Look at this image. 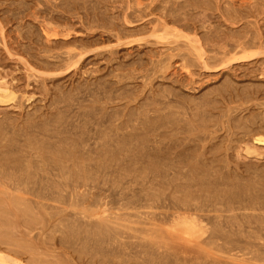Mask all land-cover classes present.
Listing matches in <instances>:
<instances>
[{"label":"bare ground","instance_id":"1","mask_svg":"<svg viewBox=\"0 0 264 264\" xmlns=\"http://www.w3.org/2000/svg\"><path fill=\"white\" fill-rule=\"evenodd\" d=\"M0 1L2 2V0ZM5 1L7 2L8 0H5ZM12 1H15V0H12ZM145 1L143 0H18V5H21V8L19 9V11L17 9L18 12L15 11V8L14 9L10 8L9 10H5L3 8V11L5 10L6 12L12 11L10 12L11 14L7 16V19L5 18L6 23L5 22L1 23L0 21V34H1L0 36L2 37L1 40L3 42V47H5L9 56L11 57L14 56L12 57V59L13 58L16 59L15 58L16 55H19L20 58L23 60V62L26 64V66L27 64H29L31 69H34L36 71L38 70L37 72L42 73L39 75L41 79L39 78L38 81L41 80L44 87L42 89L38 85L34 87V89L35 88L40 89L42 91L41 93H44L45 95H47V98L49 97L48 96L49 94L50 95L52 93L54 94L51 95L52 99L50 100V102L47 101L48 107H47V104L44 105L46 106L45 109H43L44 108L43 105H42L43 106L42 108L39 107V105L38 106L33 105L34 106V109L32 111L33 113L31 112L30 114L28 113V111H27L28 114L25 113V115L27 114L28 116L26 115L27 120L25 122L24 121L22 122L23 124L22 126L21 124L19 126L18 125L19 123L14 124L15 120H10L9 114H8L9 116L8 119H7V116L5 115L0 116V179L1 178L10 179V181L6 179L7 180L6 183H2V182L0 183L2 185L7 184V186L12 188L9 190H13L11 192L12 196L10 198L12 205H14L13 207L15 208L18 207V211H21L22 209L23 213H28L31 207L30 205L36 202L35 201L36 198H38L39 196H42L43 192L41 191L43 189L48 190V187H49V185L48 186L45 185L46 183H44V185L40 183L41 178H39L38 180L35 177L37 174L38 176L40 175L38 173L39 168L40 169L45 168V170L47 171L54 168L53 169L54 172L55 171L57 172L56 168H59V169L60 168L62 169L64 168L65 169L66 168L68 169L69 168H117L114 166V162L117 164L119 163V161L117 160L118 153L119 154L122 152L130 153V151H133V149L137 148V147H134L135 145H131L130 143V140L135 136L136 137L135 144L139 145L138 147L141 149L145 147V149H143L144 154L142 152H139V153H141V155L143 156L141 157L142 160L140 158V162L147 163V164L144 163L145 165H147L145 166L146 168H152V169L154 168L152 171H155L156 168H157V171H158V168L159 170L161 168L162 170H164L165 168H168V170L169 168H171L172 170L173 168H176V172H179L177 168H182L184 169L183 171H186L183 174V176H179L178 178L180 180L182 179L183 183L182 182L178 183L176 181V178L169 181L171 177L175 176V175H172V173L175 170L171 173V176L169 175L170 171L169 172L167 171L168 173H165V174L170 176L168 178V181H169L168 184L170 185L169 186L164 185L165 186L164 191H163V188L161 187L162 191L160 194H153L155 192H151L152 196L148 199L145 198V200L143 199L145 196V193H144L143 198L140 195H138V197L140 199L142 198L145 202L146 200H149V201L152 200L151 202L152 207L156 203L157 205L154 207H157V206L163 207L166 210L165 211L164 209H162V211H159L158 209H161V208H158V209L156 208L157 211L159 212L154 213V215H152L151 214L152 207H151V210L149 213L152 215V217L159 216L158 217L159 219H156V220H153L151 217L153 222L151 221L149 223H152L151 224L152 226L147 225L145 228L143 226L142 227L139 226L140 225L139 223L138 227L136 226V228L135 227L131 228L130 226L131 225L133 226V224H130L129 227L132 229L133 232L134 231H139V232L141 231L142 233L144 232L146 233L147 231L150 232L148 230V228L150 227L152 231L149 233L150 237H148V239L144 238L145 240H149L150 238V240L147 242L145 241L140 242V241H137V239H133V241H137V243L140 242L139 244H137V245H140V248L136 247L137 246L136 245L134 246L135 248L132 246L135 250H129L130 248L129 243L132 244V242L127 243L126 240L122 239L123 240L122 241L121 239H119V237L120 238H122L123 236L125 237L126 233H128V235H131V236L132 234L131 233L129 234V232H126V233L124 231L122 232V229L120 230V228L119 230H117L116 228L119 227L118 225L116 228H114L112 224L113 226L112 227L109 224V221L111 222V219H110L111 217L110 218L104 217V215H102V217L101 216L98 217L96 215L98 210L97 211L92 210L93 209L92 206L94 205L96 207L101 202V198L99 197V193H100L99 191L101 190L103 191V188L101 187V185L100 187L102 189H100L99 186L98 187L100 190L96 189V191L99 193H96L94 191L95 194H92V196H90V195H87V192H86L85 195H87V197L85 198V200H83L84 198L81 200L79 199V202L75 203V204H80L82 202L83 204H81L82 205L81 207L88 208L86 211L85 210L82 211V214L84 213V215H86L85 217H83V219H85L84 222L87 223V226L85 224V227L83 229L81 228L82 226H84L83 225L84 222L83 223L80 222L82 221V219H79V218L76 219L74 216H72L73 221H71L72 217L71 219H69L70 221H68V219L66 218L68 223H66L65 221V224L67 225L66 227H64L65 224H63V227H64V231H65V228H67L66 231L68 232V235H65V233H67L65 232L64 233L65 238L66 236L67 238L69 237L70 239L73 237L78 238L77 241L79 240L80 243L82 244L81 245L82 248L86 250L85 251L83 249L85 251L83 253L87 252L92 255L93 258H91V255L89 254L90 255L89 260L91 259L94 260V257H98L97 254H100V255L103 254L104 256L106 254V251L111 250V253L110 251L108 252L109 254H108L107 260L108 261L112 260L110 259L109 256H111V258L113 257V260L119 257H122L121 260L117 259V261L119 260L118 262L122 264H129L128 262L131 259H132V263L130 264H136L137 262H139V259H137V262L134 263L133 261L135 260V258L133 257L134 256L137 257L138 254H142V253H144L145 255L144 256L145 260L147 257H148L147 258L148 261L150 260V262L147 261L149 264H215L212 260L213 258L210 259L208 257L212 255L211 252L213 250L211 249V247L214 248L215 247L214 245L215 244L217 245V243L212 245L211 243L212 239L211 241L209 239V242L206 241V239L214 238L215 240L214 239L213 240L216 241V238L217 239L221 238V240L223 239L222 240L223 243H228V244L231 243V246L233 247L235 246L237 248L238 247L242 248L243 247V245L241 246L242 243L248 244V245H257V243H255L256 239H254L255 241H252L253 239L250 240L248 238L250 237L258 238L259 236H262L261 234H264V151H263L264 150V84L256 83L252 85L238 87L239 89H237L231 85L232 82H234V80H231V78H226L228 77L226 76L225 77L226 81L224 82V84L222 83L223 85L222 87L218 86L214 90L208 89L210 90V92L206 94L207 97H204L198 101L199 98L196 99V96H195L196 94L193 96V93H192L193 91H191V95H188L184 90L183 92H185L187 94L186 95L185 93L183 94V92L180 91L182 90V88L180 90L176 89L177 87H175V85H177L178 87L186 86V88H189L191 90H197V91L200 90V87H201V85L199 84L197 85L198 81L196 78L193 77L195 71H189L188 69H186L185 71L184 69L185 71L184 72L182 71V68L181 70H178V68L180 69V66L177 65L178 68H176L175 66V68H173L174 71L172 70L174 73L176 72L175 74H177V78H174L175 77L174 75L172 79L171 83L173 84L171 85L170 83L168 87L164 86L165 89L164 88L162 89L161 85L157 87L159 89L161 87L160 91L162 90L163 92L161 91L160 94H163V96L165 95L167 99L164 98L166 100H163L161 97H158L159 99L158 98L156 99V96L154 98L155 100L151 99V103L154 102L153 104H156V102H158V104H160V107H155L151 109V111L153 110V115L155 114L153 116V120L151 118H150L151 120L149 119L151 115L149 117L143 116L142 115L143 112L139 110L141 111L143 120L141 123L138 122L139 123L138 125H141L139 129L142 132L140 133L138 131V133L135 132V135H130L131 134L129 132L130 128L129 129L127 128L131 123L134 124V121H132L133 119H130V117L132 118V116H129V114L132 115V113H129L128 116H127V113L124 114V112L120 114L123 111V109H121L122 111L118 113V111H116L115 109L116 106L113 107L111 106V103H110L111 100H114V98L115 99L117 98L116 90L118 89V92L119 90L120 92L121 91L123 92V90H121V87L123 85L128 86V84L126 85L123 84L121 87L119 85V88H120L119 89L118 86L114 85L116 84V82L114 81H116L117 79L112 80L111 78L106 77L107 79L102 78L103 79L102 80L100 78L102 74H100L101 76H99L101 80L97 79L96 76L94 79H92L94 76L89 77L88 74H87L88 76H84L87 72L86 69H84V67L86 65L88 67V62L89 64L90 62H92L93 64L95 63L93 61H96L97 63L101 59H105L107 60L108 63L113 64V60L119 57L118 55L119 53H121V51L123 52V50L124 51L127 50V52H129V50H131L132 53L130 52L131 54L130 56H132L133 61L135 62L139 61L141 62L140 64H144V62L147 63V61H144V62L142 61L145 59L144 56H146V58L149 57L148 59L154 56H157V57L159 56L158 57L159 62H162L161 65L165 67L166 69L170 67L169 70H171L172 69L171 66L173 62L172 60L176 56H181L182 58H184L186 62L184 63L183 67L189 68L187 67V64L189 66L192 64H195L192 59L193 50H194L196 51L197 53L196 56L201 61L203 68L210 69V68H213L214 66L222 65L223 67L221 68H228L230 70L234 67L236 63H248L249 64V63H257L259 61H264V38L262 37V35L261 36L257 35L256 29H254V31L256 30L255 31L256 34L253 32H252L253 35H251L252 33L248 34L249 31L246 30L247 29L246 26H245V29L244 27H240V28L238 27L239 28L238 29L237 27L229 28L227 26V28H229L227 31V29L223 30L221 28L222 26L221 27L217 26L216 23L214 22L215 28L212 27L213 22L211 23L209 18L212 19V16L214 13L211 12L210 14H208L209 13L208 10L209 8H211V6L209 8L206 7L205 9L201 8L203 10H206L207 13L202 12L200 15H197L198 13L196 12V10L199 9L197 7H199L200 5L203 6L202 4H204L206 6H209L211 4V3L209 4L207 0L201 3H199L200 0L199 1L198 0H148L149 1L148 3H144ZM225 1H229V0H225ZM9 2L13 3L11 2V0H9ZM247 3L248 5H250V8H251V5L254 4V2H252L251 0H240L239 5L237 6L240 8V6L242 7L244 4L246 6ZM14 4H17L16 1ZM14 4L13 6H15ZM236 4L238 3H234V0H233L231 1L232 9L229 8L230 11H228L229 6H227V8L224 6L227 9L228 13L227 12L225 13V9L222 8V10L224 11L219 10L221 12L215 13V14H220L219 17H221V15L222 16L225 15L226 21H229L232 24L234 23L236 24L237 22L241 21L246 16L252 15L250 14L252 11L250 12L245 11L244 10L245 8L242 10L237 9V7H235ZM32 5H35V6H32ZM228 5H230L229 2H228ZM13 6L11 5V7ZM253 6L255 7V5ZM253 6L252 8H254ZM213 8L214 7H212V10ZM250 8L248 10L252 9ZM199 11L201 12L202 10H199ZM254 13H256V11ZM153 14L157 15L156 16L157 19L154 16L150 18H155V20L150 19V18L146 19V17H149V15L151 16ZM4 15H7V13ZM210 15L212 16L210 17ZM18 17H21V18H19L17 23H19L20 21H23L25 23L24 19L25 18L27 19V17H30V18L26 20L28 23L26 22L25 24L24 23L22 24L23 26H16V31H15V28H13L14 31L13 29H5L7 28L6 25L13 23V21H16ZM29 20H31V22H29ZM244 20L245 19H243V21ZM248 21L250 20H247L244 22H248ZM243 25H245V23ZM210 27L214 28L215 30L214 29L210 30ZM218 28H221L222 30H217ZM203 29L205 31H202ZM199 31L202 32V35L198 34ZM13 32L17 34L13 36L12 35ZM149 38H152V39L155 38L159 42H162V40L163 41L170 40L171 38L172 39L173 38H178V39L185 38L188 40V44L191 46L189 47L190 51L186 49L185 47H184L185 49L184 48L182 49L180 46L169 47L167 49L162 48L163 51L168 50L165 56H164L165 53H163L161 48H160L161 52L158 50L159 48L155 50L153 48H149V50L144 51L145 47H148L149 44L154 43ZM230 40L232 42H230ZM112 41H115V43L111 44ZM170 42H167V43H170ZM9 43L11 44L10 45L11 47L9 46ZM153 45L155 46V44ZM140 46H143V47H140ZM250 49H254V51L249 52L248 50ZM185 50H188V51L186 52ZM142 51L143 53H141ZM156 51L160 52L159 55H157L158 53ZM240 51H242L243 55L236 56L235 55L236 52H240ZM209 52H213V54L209 55L210 54ZM123 53L125 57L126 56L125 52ZM218 54L220 56H218ZM2 57L0 56V59ZM120 59H123V58H120ZM22 60H20V62ZM107 62L105 63V65L107 64ZM128 62L130 63V60ZM135 62H132V63H135ZM99 63L101 62L97 63L98 64L97 67L100 65ZM132 63L130 64L132 65ZM118 64L123 65L124 62L119 61ZM94 65L90 67H93V69L96 68ZM137 65H136V68L139 67V65L138 66ZM115 66L116 68H118L117 64H115ZM155 67L156 65L153 67V69ZM194 67H198V66L195 65ZM101 68L102 67L100 66V69ZM120 68L121 66L119 67V69ZM143 68L144 67H142L141 70ZM151 68L149 70H151ZM123 69L124 68L122 67V70ZM2 70H3V73L1 72ZM2 70L0 71V105H7L11 107V109L13 107L16 110L17 109L16 107L22 106L21 103L24 102V101L21 102L22 99H25L26 100L25 102H27V101H31V99L34 98V94H27V89L31 88L30 87L31 84L29 82L22 84V82L20 81L21 77L24 76L23 73H22L23 76H19L17 74V76H19L20 78L17 77L16 75H12V78H9L10 79L9 80L7 79L8 77L4 75L5 74L4 71L5 72L7 71L4 69ZM45 70L48 71L46 75H44L45 73L43 74ZM147 70H148V67H147ZM96 71H99V69L98 70L96 69L95 71L92 70L91 72H96ZM108 71H110L109 74L113 73V70L111 68L108 69ZM143 71H145V69H143ZM172 71L170 73H172ZM140 73H143V72H140ZM30 74L31 73H29L28 77L33 75V74L30 75ZM57 74H59V76L55 77L54 75H57ZM94 74L96 73H93V75ZM77 75H79L82 79L80 77L78 78ZM105 75H103V77H105ZM75 76L78 78V81L74 80ZM113 76H116V75H113ZM124 76L125 75H123L122 78ZM250 76L255 77L256 76L255 71L253 72V75H250ZM258 76L259 78H264V65H262L259 68ZM62 79H65V81H68L69 83L66 84L67 83L66 82L64 84V81L62 83L61 81ZM48 80L52 82V85H50ZM29 81L32 82L31 80ZM35 81H37V79L34 80V82ZM38 81L36 83H38ZM74 81H76V83ZM118 81H119V78H118ZM140 81L143 82L141 78H140ZM146 81L148 82L147 79ZM34 82H33V85H34ZM122 82H126V81H122ZM47 83L50 85V87L49 85L47 86ZM195 84L197 86H195ZM51 86L53 87L55 86V88L53 89V87ZM56 86H59V88L58 87L56 88ZM124 86L122 87V89L125 88ZM131 90L134 91V89H131ZM19 91L21 92V97H19V94H20ZM201 92H202V89H201ZM124 93H123V96H124ZM130 93L133 94L132 92ZM150 93H152L151 90H150ZM158 94L159 93L157 92V95ZM146 96H147V93H146ZM148 97L149 96H147V98ZM197 97L199 96L197 95ZM40 98L42 97L40 96ZM49 99L50 98H48L47 100ZM36 100H34L35 103H36ZM190 101L195 102L193 106H187L188 103H191ZM111 102L113 103V101ZM117 102L118 101H116V103ZM148 102L150 104V101ZM236 102H239V103L235 105L232 104ZM25 104H23V107H25L24 106ZM158 104L156 106H158ZM109 105L111 106V110L109 108ZM135 105L133 107H135ZM137 106L140 107V108L138 107L139 109H141L142 107L138 104ZM225 106H227V110L225 111V113H223ZM13 111L10 110V112H13ZM132 111H135V110H132ZM218 111H219V115H218ZM17 112L21 114L19 109ZM144 113L148 115L147 112H144ZM16 116H18V114ZM225 116H226V119L222 121L223 122L222 125L218 126L217 124L220 122V117L225 118ZM13 117L15 118V116ZM128 120H131L132 122L130 121L131 123L128 124L129 122ZM213 122L215 124H212ZM138 125L137 126L133 125L131 127H135L134 129H138ZM211 129L212 130L214 129L213 132L217 134L209 138V140L206 142L207 140L206 138H208L207 136H209V135L206 136V133L209 132ZM120 130L121 132L122 131L123 132L118 134V131L120 132ZM219 130H221L222 132L218 133ZM145 131L146 133H144ZM153 133H154V136L151 135ZM151 136L153 138H151ZM132 141L134 142L135 139H132ZM137 150L140 151V149H137ZM127 153H124V154L128 156ZM138 155H136L135 157L136 159L137 157L141 156V155L139 156ZM119 156L121 157V155ZM123 159L126 160V164H130L129 162L130 160L127 161V158H124V157ZM134 160L135 159H133V161L131 162H134ZM256 160H260V162ZM136 162L135 164H138ZM141 163H139V165ZM135 164H132L133 167L135 166ZM129 167L133 168L131 165H128V168ZM141 167H144V165ZM145 167L142 169H144L146 173V170H149V169H145ZM22 168H26V169L33 168V170L30 169L33 172L31 171L29 173L28 171L27 173V170L26 169L23 170ZM65 169H64V172H65L64 174H66ZM71 170L69 171L71 172ZM36 171H37V174H36ZM21 172H25V173H21ZM43 173L44 172H42V174ZM49 173L52 174L51 172H48V174ZM180 173L181 172H179V174ZM78 174L82 175V172L81 173L77 172L76 175ZM85 174L89 175L88 171L87 173H84V176H86ZM179 174L176 173V176ZM44 176L45 175L43 176L41 175L39 177L46 178V176L45 177ZM92 176L94 178H92ZM95 176H96V173H94V175L92 173V175L90 176L91 180L92 179L94 180L93 183L96 182ZM149 177L150 175L148 176L147 181H149ZM153 177H154V174L152 178ZM59 178L60 177H58V179L56 178L55 180H59ZM162 178H165V177H162ZM81 179L82 178H80V180ZM96 179H97V176H96ZM139 179H137V183ZM45 180L47 181V179ZM84 180L88 181V179L86 178ZM8 181H9V184H8ZM59 181L62 182V180H59ZM75 181H74V184H75ZM99 181L97 183H99ZM140 181H142V178L140 179ZM76 182L77 183L79 182L81 185H78L76 183V185L73 186V189L71 188L72 182L69 181V183H66V184L69 185V187L71 186L70 187L71 190L77 191V188L79 186H82L83 182L81 181H76ZM163 182L164 180L162 181V184L166 183L167 181H165L164 183ZM48 183H49V179H48L47 184ZM141 183H140L141 187H139L140 189H142L143 186H146L144 185L146 182L143 183L142 181ZM63 184L64 182L62 184L60 183L59 186L56 185V188L60 187L63 191V186H62ZM156 184H158V182ZM90 185L92 184H90V182L88 181L86 185L88 189ZM86 186L84 187L85 190H87ZM128 186L129 185L125 187H128ZM64 187H65V184H64ZM93 187L95 188L96 185L95 186L93 185ZM149 187L148 189H150ZM166 187L168 188L170 187V192L173 191L172 194L166 193L167 191ZM52 188L54 187L52 186ZM106 188H108V186L105 187V189ZM155 188H157V186H155ZM123 189H126V188H123ZM123 189L121 188V191ZM143 189H147V188L144 187ZM143 189H142V192L145 191ZM64 190L68 192L69 188L64 189ZM112 190L113 189H111V191L110 190L108 191L112 192ZM126 190H123V191H126ZM74 191L73 192L71 191V193L74 194ZM82 191L83 190L81 189V192ZM106 191L104 190V192ZM135 191L136 193L138 192L137 190ZM79 192L77 193L75 192L76 196L79 195ZM139 192L138 194H140ZM158 192H160V190ZM175 192L177 193L180 192V195L178 196L173 195L175 194ZM0 193L1 195H3V193L5 195L6 192L5 191L2 192V190L0 189ZM24 193L30 194V196L32 195L33 197H36L35 200H33L32 197L31 198L28 197L27 195H26L27 197L24 196L25 195ZM47 193L48 192H45L44 195L47 196L48 195ZM59 193H62V192H59ZM59 193H57L56 195H58ZM114 193L119 194L118 191L117 192L114 191ZM73 194H72V197L74 196ZM83 194H84V191H83ZM133 194H131L132 196L131 198L129 196L130 199L134 197L135 194L134 195ZM1 195H0V220L1 219L3 220L4 217L6 216L5 211L8 210L9 208L6 209L7 206L5 205V203H3L6 201V199L4 198V196L2 197ZM104 195L105 194L103 193V197ZM125 195H127V193ZM79 196H83V195H79ZM114 196L115 195H113V197ZM62 197L60 198V200L62 199ZM69 197H70V194H69ZM69 197L67 195V198H66L67 200L65 198H63L62 200L65 199V201L66 202L68 201L67 203H69V200H68ZM110 197H108V199ZM51 198L50 200H52ZM121 199L124 200L126 198L121 197ZM122 200H120L121 204H122L121 202ZM127 200L128 199H126V201H123V202H127ZM110 201L114 202L113 199H111ZM129 201L130 200H128L127 206H129V203H130ZM136 201H137V197H136ZM136 201L134 200V202ZM39 202H41V200L38 201V206H39ZM63 202H60L61 205L63 204ZM145 202H144V205H145ZM158 203H161V204H158ZM3 204L4 206H6L5 207L6 210L3 209V206H2ZM123 204L125 205L127 203H123ZM18 205H20V207ZM41 205L44 206V203H41ZM71 205H74V203L72 202ZM115 205L114 206L112 205V207L115 208L116 207ZM137 205H136V208L138 209ZM148 205L151 206L150 203H148ZM21 206H25V207L21 208ZM47 206L48 205H46V207ZM108 206H107V211L109 210L110 212V209L108 208ZM145 206L147 207V204ZM32 207H34V205H32ZM52 207L54 206L52 205ZM77 207L79 209V206ZM119 207L120 206H117V209H119ZM61 208L62 210H64L66 207L61 206ZM136 208H135L136 212L141 211L139 209L137 210ZM59 209L56 208V210H59ZM120 209L122 210V208ZM127 209L128 208H126V212L124 213H127ZM156 209H154V211ZM62 210H59L58 214ZM81 210H79L78 212L81 213ZM131 210H133V208ZM147 210L148 208H145L143 211L148 212ZM31 211L29 212L32 213L33 211L32 212ZM7 212H8L7 215L11 214L10 211H7ZM128 212H129V209H128ZM1 213H4V216H2ZM30 213L27 214L28 217H32V214ZM71 213H73V211ZM71 213L69 217L71 216ZM21 214L22 212L19 213V216L20 218H22V221L26 219L24 222L28 223L29 222L28 220H30L31 218L27 220L24 214L22 215ZM134 214L136 215L135 212ZM35 215H37V213ZM74 215H76V213ZM130 215L131 214H128V216ZM45 216H47V214ZM137 216L139 217L141 215H139L138 213ZM7 217L4 220H6ZM9 217H11V215ZM12 217L14 218V216ZM35 217H32V218H35ZM138 217L136 218V220L139 222L141 221L143 216L142 218H140V220ZM130 218H132V216H130ZM146 218L142 219V222L143 220H146V224H147L149 220L147 221ZM62 219L63 218H60L58 220H62ZM4 220L3 222L0 221V223L3 224V225L1 224L0 226H2L3 228H4V225H5V228L7 226L8 227L10 226L12 228L13 226L14 228L15 221L13 222L10 219L8 221L7 220L4 221ZM168 220H171V222L167 223ZM31 222L32 221L30 220V223ZM35 222L37 223L38 221H35ZM113 222L114 221H112V223ZM59 223H64V222H59ZM59 223H56L55 226L53 227H56V225H60ZM118 223L123 225L122 221ZM27 225L28 224H26V226ZM32 225L33 224H30L29 228H32L33 227ZM125 227H122V228H125ZM5 228L2 229L0 227V264H25L24 262H22V260H19L17 258L10 256L9 252L7 251L13 252L14 255L18 254L17 253L18 251L22 252L23 247H20L21 248L20 249L17 246V245L21 246V243H22V246L26 247L28 249V253H30L32 252L33 245L30 244L32 247L30 246L31 251L29 252L30 249L27 246L29 245L30 242L28 243L26 241L25 242L22 241L19 244L20 242L19 240L12 239L14 237L13 236L14 234L13 233L10 234L8 231L9 229H5ZM56 228H58V226ZM57 230L55 229V231ZM62 232L63 230L60 233ZM136 233H135V236H136ZM71 235L73 237H70ZM16 237L17 236H15L14 238ZM137 237L138 236H136L135 238ZM241 237H245V239L247 237L246 239L247 241L245 242L243 238L241 239ZM258 239H262V238H258ZM12 240L16 241V243L13 244V245L16 244V247L14 248L15 250L10 248L11 246L10 243H9L10 244L9 249L6 248L7 246L5 245L8 242H12ZM63 240L65 241L66 239L63 238ZM73 240L75 239L73 238ZM3 243L5 247L3 246L1 248V244L3 245ZM75 243L80 244L78 242H75ZM223 243L221 244L220 242V246L221 245L223 246ZM60 246H63V245H60ZM69 246H67V249L72 251V249H70ZM71 246L73 247L74 245H71ZM108 247H109V250H107ZM244 247L246 249V246ZM251 247L254 249L253 246ZM133 248H130V249H133ZM136 248L139 249L137 250V252H135ZM3 249L5 250L7 249L6 252L8 253V255L2 252ZM33 249L35 248L33 247ZM74 249H76V246ZM78 249L80 250V247H78ZM225 249L224 250L222 249L223 250L222 253L226 251ZM23 250H25V248ZM219 250L218 252H220ZM25 251L27 253V250ZM250 251H253V250H251L250 248ZM75 252H77V249ZM102 252H105V253H102ZM26 253H22V254L26 255ZM81 253H82V250H81ZM87 253L85 254V256L88 255ZM49 254L52 255V253L50 252ZM77 254L78 252L76 253V257H77ZM215 254L218 255V253H215ZM29 255L31 254H28L27 256ZM230 255H233V254H230ZM27 256L26 258H28ZM31 256L33 257L34 254ZM55 256L56 255H54V257ZM106 256H104L103 258H105ZM32 257L31 259L29 258L28 260V261H31V263L27 262V264L28 263L38 264L37 263L38 261L36 259H35L36 260L35 263H33L34 260L32 259ZM34 257L38 258L39 255L38 257L37 256H34ZM100 257H102V255ZM220 257H221L220 261H222L223 258L222 256ZM231 257L233 256H230L229 259ZM103 258H100V259H103ZM217 258L219 259V257L216 256V260ZM207 259H210V261ZM224 259H226V262H227V257ZM44 261L41 264H45ZM53 261L58 262L59 259L57 258V260H53ZM46 262L48 264H51L52 261L50 263L48 261ZM60 262L62 261L60 260ZM60 262L58 264H60ZM91 262L92 261H90V263ZM112 262L113 261H111V264ZM228 262H231V260H229ZM107 263L109 264L110 262H106L105 264ZM218 263L219 262L217 261L216 264ZM92 264L94 263L92 262ZM101 264H103V262Z\"/></svg>","mask_w":264,"mask_h":264},{"label":"rangeland","instance_id":"2","mask_svg":"<svg viewBox=\"0 0 264 264\" xmlns=\"http://www.w3.org/2000/svg\"><path fill=\"white\" fill-rule=\"evenodd\" d=\"M15 1H16V3L17 4H14L15 3ZM15 1H12L11 0V2H13V3H10L9 2V0L7 1L8 2V4H7V2L4 0H2V2H1V4H0V21H1V23L3 22H5V18L7 19V16L8 15H10L11 13L10 12H12V11H5V10H9L10 8H12V9H14L15 8V11H17V9H18V11H19V9L21 8V5H18V0H15ZM143 1H145V0H143ZM199 1V0H198ZM206 0H200L199 1V3H201V2H205ZM208 2H209V4L211 3V4H213V5H209V6H206V5H204V4H202L203 6H199V7H197V8H199V9H197L196 10V12L198 13L197 15H200L202 12H206L207 13V11L206 10H203V9H205L206 7H210L211 6V8H209V10H208V14H210L211 12L212 13H220L221 11H224V10H222V8H224L225 9V13L227 12L228 13V11H230L229 10V8H231V1H233V0H229V1H225V0H218V1H216V0H207ZM213 1H214V3H213ZM252 2H254V4L253 5H255V7L253 6V5H251V8H252V6L254 7V8H250V5H248V3L246 4V6H245V4L241 7L240 6V8L237 6V5H239V2H240V0L238 1H236V0H234V3H238V4H236V6L235 7H237V9H244L245 11H248V12H250V11H252L250 14H252V15H250V16H246L245 18H243V19H245L244 21H247V20H250V21H248V22H244L243 21V19L241 20V21H239V22H237L236 24L234 23V24H232V23H230L229 21H226V16L224 15V16H222L221 15V17H219L220 16V14H213V16L212 15H210V17L212 16V19L211 18H209L210 19V21H211V23H212V27H214L215 26V23H216V25L217 26H222L221 28L223 29V30H226L227 29V31H228V29L229 28H232V27H234V28H240V27H244V29H245V26L247 27V29L246 30H248L249 32H248V34H251L252 32L253 33H255V31L257 32V35H262V37L264 38V0H251ZM3 2H5V3H3ZM149 1L148 0H146L144 3H148ZM219 4H218V3ZM225 2H227V3H225ZM228 2H229V4L230 5H228ZM3 3V4H2ZM10 3V4H9ZM184 3V2H183ZM215 3H217V4H215ZM223 3V4H222ZM6 4V5H5ZM13 4L15 5V6H13ZM11 5L13 6V7H11ZM17 5V6H16ZM217 5V6H216ZM32 6H35V5H32ZM227 8V6H229L228 7V11H227V9L225 8V7ZM245 6V7H244ZM6 7V8H5ZM8 7V8H7ZM212 7H214L213 8V10H212ZM220 7H221V9H220ZM251 9V10H248L249 8ZM3 8L5 9L4 11H3ZM201 8H203V9H201ZM2 9V10H1ZM215 9V10H214ZM216 9H218V10H216ZM232 9V8H231ZM247 9V10H246ZM22 10V9H21ZM199 10H202L201 12L199 11ZM219 10H221V11H219ZM243 10V11H244ZM254 10V11H253ZM1 11H3V12H1ZM17 11V12H18ZM244 11V12H245ZM256 11V13H254ZM200 12V13H199ZM7 13V15H4V14H6ZM9 13V14H8ZM247 13V12H246ZM21 15V14H20ZM19 15V16H20ZM218 15V16H217ZM256 15V16H255ZM155 17L156 18V14H153V15H149V17H146V19H149L150 17ZM2 17H3V19H2ZM200 17V16H199ZM214 17V18H213ZM219 17V18H218ZM263 17V18H262ZM19 18H21V17H18V19L16 20V21H13V23H10V24H8V25H6L7 26V28H5V29H13V28H15V31H16V26H23L22 24L24 23L23 21H20L19 23H17L18 22V20H19ZM28 18H30V17H27V19L25 18L24 19V21H25V23L27 22L26 20H28ZM155 18H150V19H154L155 20ZM224 18V19H223ZM157 19V18H156ZM21 20V19H20ZM23 20V19H22ZM219 22H217V21ZM221 21V22H220ZM255 23H254V22ZM257 21V22H256ZM22 22V23H21ZM29 22H31V20H29ZM215 22V23H214ZM6 23V22H5ZM24 23V24H25ZM28 23V22H27ZM223 23V24H222ZM245 23V25H243V24ZM214 24V25H213ZM240 24V25H239ZM239 25V26H238ZM243 25V26H242ZM5 26V27H6ZM9 26H10V28H9ZM227 26L229 27V28H227ZM212 27H210V30H213L214 28H212ZM221 28H218L217 30H222ZM238 28V29H239ZM254 29H256L255 31H254ZM260 31H259V30ZM207 30V29H206ZM215 30V29H214ZM13 31H14V29H13ZM202 31H205L204 29L202 30ZM201 31H199V33L198 34H200V35H202V32L200 33ZM207 32V31H206ZM253 33L251 34V35H253ZM15 34H17V33H15V32H13L12 33V35L14 36ZM256 34V33H255ZM254 34V35H255ZM1 35V34H0ZM191 35H192V33H191ZM1 37V36H0ZM2 37L0 38V49H1V51H0V56L2 57V56H4V57H2L0 60H2V61H0V69L2 70V69H4V70H6L7 72H5L4 71V75L5 76H7L8 78L7 79H9V78H12V75H16L17 76V74L19 75V76H23L22 75V73L24 74V76L23 77H21V79H20V81L22 82V84H25L26 82L28 83H30L31 85H30V87L31 88H28L27 89V94H34V98L33 99H31V101H27V102H25L26 100L25 99H22V101L21 102H23V103H21L22 104V106L21 107H16L17 109V111H18V109H19V111L21 112V114L19 113V112H17L16 110H15V108H13L12 107V109H11V107H9V106H7V105H0V116L1 115H5V116H7V119H8V117L10 116V120H15L14 121V124H18L19 126H20V124H21V126L23 125L22 124V122L24 121H26L27 120V114L28 113H30L31 114V112L33 111V109H34V106L35 105H39V107H43L44 105H46L47 104V107H48V102H50V100L52 99V97H51V95H53L54 93H52L51 95L49 94L48 96V98H50L49 100H47L48 98H47V95H45L44 93H41L42 91L40 90V89H34V87H36V86H38L39 85V87H41L42 89H43V87H44V85H43V83H42V81L41 80H39L38 81V79L40 78L41 79V77H39V75L40 74H42V73H40V72H37L36 70H34V69H31V67L29 66V64H27V66H26V64L23 62V60L20 58V56L19 55H16V59H12V57H14V56H9L8 55V52L6 51V49H5V47H3V42H2ZM152 42H154L153 44H155V46L153 45V44H149V45H151V46H149L148 45V47H145V49H144V51L145 50H149V48H153L154 50L155 49H157V48H159L158 50L161 52V50H160V48L162 49H164V48H169V47H174V46H180L182 49L185 47L186 49H188L189 51H190V48L189 47H191L189 44H188V40L187 39H185V38H179L180 39V41H179V39L178 38H171L170 40H165V41H163L162 40V42H159V41H157V39H155V38H149ZM178 39V40H177ZM155 40V41H154ZM175 40H177V41H175ZM172 43H171V42ZM178 41H179V43H178ZM10 42V41H9ZM165 42V43H164ZM167 42H170V43H167ZM230 42H232L231 40H230ZM115 43V41H112V43L111 44H114ZM158 43V44H157ZM161 43V44H160ZM220 43H222V42H220ZM219 43V44H220ZM177 44V45H176ZM180 44V45H179ZM2 45V46H1ZM11 44L9 43V46H10ZM161 45V46H160ZM167 46V47H166ZM218 46V45H217ZM11 47V46H10ZM121 47V46H120ZM140 47H143V46H140ZM184 48V49H185ZM163 49H162V51H163ZM188 50H185L186 52L188 51ZM256 50V49H255ZM134 51V50H133ZM167 51L168 50H164L163 51V53H165L164 54V56L166 55V53H167ZM249 52H252V51H254V49H250V50H248ZM123 52H125V57H124V53ZM123 52L121 51V53H119V57H117L115 60H113V64L112 63H108L107 62V60H105V59H101V60H99L98 62H101V63H99L100 65L97 67V63H96V61H93V62H95V63H93L92 64V62H90V64H92V65H94L96 68H94L93 69V67H90V66H92V65H90L89 64V62H88V67H87V63L85 64L86 66L84 67V69H86V74L84 75V76H88L89 75V77H93L92 79H94L95 78V76L97 77V79H99V80H101L102 78L103 79H107L108 77L109 78H111L112 80H116V81H114V82H116V84H114L115 86H118V88H119V85H120V87L123 85V84H128V86H124L125 88L124 89H122V87H121V90H123V92L121 91L120 92V90H119V92H118V89L116 90L117 91V93H116V95H117V98L115 99L114 98V100H115V102H114V100H111V101H113V103L110 101V103H111V106H113V107H115V109H116V111H118V113H120L122 110L121 109H123V111L120 113V114H122L123 112H124V114H126L127 113V116H128V114L129 113H132V115H130L129 114V116H132V118L130 117V119H133L132 121H134V124L133 123H131L132 121L131 120H128L129 122H128V124H130L131 126H137L139 123H141L142 122V120H143V118H142V115L143 116H147V117H149L150 115V117H149V119L151 118L152 120H153V116L155 115H153V110L151 111V109H153V108H155V107H160V104H158V102H156V104H153L154 102H152L151 103V99H154L155 98V96H156V99L158 98V97H161L163 100H166L167 98L165 97V95L163 96V94H160L161 93V91H160V89H161V87H162V89L164 88L165 89V87L167 86H169L170 85V83L172 82V79H173V77H174V75H175V77L174 78H177V74H175L173 71V68H175V66H176V68H178L177 67V65H179L180 66V69L178 68V70H181V68H182V71H184V69H185V71H186V69H188L189 71H195L194 72V78H196L197 79V85L199 84V85H201V87H200V90H198L199 92H200V94H199V92L197 91V90H191V89H189V88H186V86L184 87V86H177V85H175V87H177L176 89L178 90H180L181 88H182V90H180V91H184L185 90V92L188 94V95H191V91H193L192 93H193V96L195 95L196 96V99H198V101L200 100V99H202V98H204V97H207L206 96V94H208L209 92H210V90H214L215 88H217L218 86H220V87H222L223 85H222V83L224 84V82L226 81V78H231V80H234V82L236 83H234V82H232V86L233 87H235V88H237V89H239L238 87H243V86H247V85H252V84H259V83H262V84H264V78H259V76H258V74H259V68L262 66V65H264V61H259V62H257V63H236L235 65H234V67L232 68V69H228V68H221V67H223L222 65H218V66H214L213 68H208V69H205V68H203V65H202V63H201V61L197 58V56H196V51H194L193 50V55H192V59H193V62L195 63V64H192V65H188L187 64V67H189V68H184L183 67V65H184V63H186L185 62V60H184V58H182L181 56H176L172 61L174 62H172V66H171V70H169L170 69V67L169 68H165V67H163L162 65H161V63L162 62H159V56L157 57V56H154V57H152V58H150V59H148L149 57H147L146 58V56H144V60H142L143 62L144 61H147V63H149V64H147L146 62H144V64H140L141 62H139V61H137V62H135V61H133V58H132V56H130L131 54H130V52L132 53V51L131 50H129V52H127V50L126 51H124L123 50ZM157 52V51H156ZM160 52H157V53H155V54H157V55H159V53ZM141 53H143V51L141 52ZM210 54L209 55H211V54H213V52H209ZM4 54V55H3ZM21 55H23V54H21ZM120 55H122V56H120ZM236 56H241V55H243V53H242V51H240V52H236V54H235ZM234 55V56H235ZM127 56H128V58H127ZM218 56H220L219 54H218ZM7 57V58H6ZM187 57V56H186ZM18 58V59H17ZM120 58H123V59H120ZM5 59V60H4ZM6 59H8V60H6ZM10 59V60H9ZM128 59V60H127ZM154 59V60H153ZM16 60V61H15ZM20 60H22L21 62H20ZM130 60V63H132V62H135V63H132V65L128 62ZM132 60V61H131ZM4 61V62H3ZM107 62V66L105 65V63ZM115 61V62H114ZM119 61H123L124 62V64L123 65H119L118 64V62ZM150 61V62H149ZM155 61H157L156 63L153 62ZM175 61H176V63H175ZM19 62V63H18ZM138 62H139V64H138ZM182 62V63H181ZM104 63V64H103ZM127 63V64H126ZM157 63H158V65H157ZM192 63V62H191ZM115 64H117V67L118 68H116V66H115ZM139 65V67H140V69H139V67L138 68H136V65ZM34 65V64H33ZM103 65V66H102ZM105 65V66H104ZM127 65H129V66H127ZM137 65V66H138ZM147 65V66H146ZM150 65H152V66H150ZM156 65V67L153 69V67ZM196 65V66H198V67H200V68H198V67H194V66ZM35 66V65H34ZM100 66L103 68H101L100 69ZM121 66V68L119 69V67ZM126 68H125V67ZM202 66V67H201ZM30 67V68H29ZM90 67V68H89ZM114 67V68H113ZM122 67L124 68L123 70H122ZM142 67H144L143 69H145V71H143V69L141 70V68ZM147 67H148V70H147ZM152 67V68H151ZM218 69H217V68ZM106 68V69H105ZM112 69L113 70V73H111V74H109V72L110 71H108V69ZM151 68V70H149ZM161 68V69H160ZM83 69V70H84ZM98 70L99 69V71H96V72H91L92 70L93 71H95V70ZM105 69V70H104ZM139 69V70H138ZM205 69V70H204ZM0 70V71H1ZM141 70V71H140ZM169 70V71H168ZM173 70V71H172ZM117 71V72H116ZM118 71H120V72H118ZM131 71V72H130ZM139 71V72H138ZM172 71V73H170ZM184 71V72H185ZM188 71V72H189ZM255 71V74H256V76L255 77H252V76H250V75H253V72ZM2 73H3V70L1 71ZM48 71H44L43 72V74L44 75H46V73H47ZM88 72H90V73H88ZM108 72V73H107ZM114 72H116V73H114ZM134 72V73H133ZM140 72H143V73H140ZM170 74H169V73ZM198 72V73H197ZM29 73H31L30 75H32V76H30V77H28L29 76ZM93 73H96V74H94L93 75ZM103 73H105V74H103ZM7 74V75H6ZM88 74V75H87ZM100 74H102V76L100 75ZM125 75L123 78H122V76L123 75ZM126 74H128V75H126ZM131 74V75H130ZM133 74V75H132ZM196 74V75H195ZM103 75H105V77H103ZM113 75H116V76H113ZM121 76V78H120V76ZM135 75V76H134ZM139 75V76H138ZM143 75H145V76H143ZM151 75V76H150ZM165 75V76H164ZM19 76H17V77H19ZM48 76V75H47ZM46 76V77H47ZM55 77H57V76H59V74H57V75H54ZM78 76V78L80 77L79 75H77ZM99 76H101L100 78H99ZM112 76V77H111ZM118 76V77H117ZM158 76H160V77H158ZM163 76V77H162ZM166 76H168V77H166ZM196 76V77H195ZM226 76H228V77H226ZM107 77V78H106ZM117 77V78H116ZM147 77V78H146ZM150 77V78H149ZM152 77H154V78H152ZM157 77H158V79H157ZM226 77V78H225ZM20 78V77H19ZM35 78V79H34ZM77 77L75 76L74 77V80H76V81H78V78L76 79ZM81 78V77H80ZM118 78H119V81H118ZM140 78H141V80H143V82L142 81H140ZM163 78H165V79H163ZM168 78V79H167ZM170 78V79H169ZM200 78H201V80H200ZM203 78V79H202ZM37 79V81H38V83H36L37 81H35L34 82V80H36ZM82 79V78H81ZM102 79V80H103ZM128 79V80H127ZM146 79L148 80V82L146 81ZM169 81H167V80ZM208 81H207V80ZM10 80V79H9ZM29 80H31L32 82H30ZM80 80V79H79ZM126 81V82H122V81ZM146 81V83H145V81ZM205 80H206V82H205ZM24 81V82H23ZM49 81V83H50V85H52V82L50 81V80H48ZM47 81V82H48ZM62 81V83H63V81H64V84L66 83V84H68L69 82L68 81H65V79H62L61 80ZM76 81H74L75 83H76ZM118 81V82H117ZM163 81V82H162ZM201 81H202V83H201ZM33 82H34V85H33ZM139 82V83H138ZM200 82V83H199ZM203 82H204V84H203ZM37 85H36V84ZM118 83V84H117ZM137 83V84H136ZM141 83V84H140ZM161 83V84H160ZM40 84H42V85H40ZM130 84V85H129ZM133 84V85H132ZM136 84V85H135ZM139 84V85H138ZM163 84V85H162ZM173 83H171V85H172ZM49 84L47 83V86H48ZM50 85H49V87H50ZM161 85V87H160V89L159 88H157L158 86H160ZM196 84H195V86H197ZM206 85V86H205ZM235 85V86H234ZM92 86H94V85H92ZM155 86V87H154ZM165 86V87H164ZM51 87H53V86H51ZM59 88V86H56V88ZM188 87V86H187ZM207 87V88H206ZM55 88V86L53 87V89ZM128 88H129V90H128ZM157 90H156V89ZM120 89V88H119ZM131 89H134V91L133 90H131ZM188 89V90H187ZM201 89H202V92H201ZM208 89H210V90H208ZM40 90V91H39ZM125 90V91H124ZM131 90V91H130ZM137 90V91H136ZM149 92H148V91ZM150 90H151V92L152 93H150ZM159 90V91H158ZM206 90V91H205ZM190 91V92H189ZM40 92V93H39ZM124 92H126V93H124ZM130 92H132L133 94H131L130 93V95H129V93ZM157 92L159 93L158 95H157ZM163 92V91H162ZM181 92V93H182ZM185 92H183V94L185 93ZM20 93V94H19ZM19 97H21V92L19 91ZM123 93H124V96H123ZM146 93H147V96H149L148 98H147V96H146ZM155 93V94H154ZM185 93V94H186ZM39 94H40V96L42 97V98H40V96H39ZM143 94V95H142ZM151 94V95H150ZM182 94V95H183ZM186 94V95H187ZM45 95V96H44ZM162 95V96H161ZM185 95V96H186ZM197 95L199 96V97H197ZM39 96V97H38ZM123 96V97H122ZM201 96V97H200ZM54 97V96H53ZM119 97V98H118ZM152 97V98H151ZM184 97V96H183ZM43 98H45V99H43ZM160 98V99H161ZM164 98H166V99H164ZM37 99V100H36ZM38 99H39V101H38ZM90 99V98H89ZM141 99V100H140ZM145 99V100H144ZM148 99V100H147ZM159 99V98H158ZM188 99H189V97H188ZM33 100V101H32ZM34 100H36V103L34 102ZM42 102H41V101ZM44 100H46V101H44ZM145 102H144V101ZM155 100V99H154ZM48 101V102H47ZM116 101H118L117 103H116ZM141 101V102H140ZM148 101H150V104H152V105H150L149 104V102ZM189 101V100H188ZM30 102V103H29ZM38 102V103H37ZM86 102V101H85ZM123 102V103H122ZM126 102V103H125ZM191 102V101H190ZM26 103V104H25ZM35 103V104H34ZM40 103V104H39ZM195 102H191V103H188V105L187 106H193V104H194ZM239 102H236V103H232L233 105H235V104H238ZM23 104H25L24 106L26 107H23ZM30 104V105H29ZM32 104V105H31ZM123 104H124V106H123ZM136 104V105H135ZM137 104L138 105H140V106H142L141 107V109H139L140 107L139 106H137ZM143 104V105H142ZM147 106H145V105ZM148 104V105H147ZM158 104V106H156ZM191 104V105H190ZM34 105V106H33ZM41 105V106H40ZM43 105V106H42ZM122 105V106H121ZM135 105V107H133ZM29 106V107H28ZM111 106L109 105V108H110V110H111ZM145 108H144V107ZM10 109H9V108ZM28 107V108H27ZM32 109H31V108ZM133 107V108H132ZM138 109H137V108ZM46 108V106H44V108L43 109H45ZM126 108V109H125ZM128 108V109H127ZM130 108V109H129ZM132 108V109H131ZM143 108V109H142ZM119 109H120V111H119ZM6 110V111H5ZM9 110V111H8ZM10 110L11 111H13V110H15V111H13V112H10ZM127 110H129V111H127ZM132 110H135V111H132ZM139 110H141L142 112H143V114L141 115V111H139ZM146 110H148V111H146ZM181 110V109H180ZM190 110V109H189ZM227 110V106H225V109H224V111H223V113H225V111ZM5 111V112H4ZM23 111V112H22ZM27 111H28V113H27ZM30 111V112H29ZM137 111V112H136ZM10 112V113H9ZM16 112H17V114H18V116H16L17 114H16ZM136 112V113H135ZM140 112V113H139ZM144 112H147V114L148 115H146ZM152 112V113H151ZM5 113V114H4ZM7 113V114H6ZM25 113H27L26 115H25ZM33 113V112H32ZM139 114V116H138V114ZM222 113V112H221ZM8 114H9V116H8ZM24 114V115H23ZM137 114V115H136ZM15 116V118L13 117V116ZM23 115V116H22ZM134 115H136V116H134ZM218 115H219V111H218ZM13 117V118H12ZM22 117V118H21ZM136 119H135V118ZM139 117V118H138ZM141 117V118H140ZM21 118V119H20ZM127 118V117H126ZM140 119V120H138V119ZM150 119V120H151ZM226 119V116H225V118L224 117H220V122L217 124L218 126H220V125H222V121L223 120H225ZM22 120V121H21ZM138 120V121H137ZM21 121V122H20ZM120 121V120H119ZM131 121V122H130ZM135 121H137V122H135ZM139 122V123H138ZM212 124H215L214 122L212 123ZM129 125V126H130ZM128 126V128L127 129H129L130 131V135H135V132L136 133H138V131L141 133L142 131L139 129V127L141 126V125H138V129H134L135 127H129ZM132 128V129H131ZM214 128H215V126H214ZM135 131H134V130ZM119 130V129H118ZM214 129L212 130H210L209 132H207L206 133V136L207 135H209V136H207L208 138H206L207 140H206V142L209 140V138H211V137H213L214 135H216L214 132ZM123 132V131H122ZM121 132V130H120V132L118 131V134L119 133H122ZM212 132V133H211ZM220 132H222L221 130H219V132L218 133H220ZM125 133V132H124ZM144 133H146V131L144 132ZM210 134H211V136H210ZM152 136H154V133L153 134H151ZM151 136V138H153ZM132 139H135V141L133 142L132 141ZM131 140H130V143H131V145H135L134 147H137L136 149H133V151H130V153L128 154L127 152H122V153H118V158H117V160L119 161V163L117 164V163H115L114 162V166L115 167H117V168H64L65 169V171H66V174H64L65 172H64V169H62V168H56L57 169V172L59 173H57L56 171L54 172V168H49V169H51V170H49V171H47V170H45V168H39L38 169V173L40 174L39 176H43V175H45L46 176V178H43V177H39L38 176V174H37V171H36V178L39 180V178H41L40 179V183L41 184H43L44 185V183H46L45 185H49V187H48V190L47 189H43L41 192H43V194H42V196H39L38 198H36V197H33L32 195L30 196V194H23L24 196H28V197H32L33 198V200H35V198H36V202L35 203H32L30 206V210L29 211H31V209H32V213H30L29 211H28V213H30V214H32V217H35V218H32V217H28L27 216V214L28 213H23V211H22V209H21V211H18V207L17 208H15V207H13L14 205H12V202H11V196H12V191L13 190H9V189H12L11 187H9V186H7V184L5 185V184H1L0 183V189L2 190V192L3 191H5L6 193H5V195H4V193H3V195H1V193H0V195L3 197L4 196V198L6 199V201L5 202H3V203H5V205L7 206V208L6 209H8V210H6L5 209V207L6 206H4V204L2 205L3 206V209H5L6 211V213H5V217H4V219L7 217V221L10 219V220H12L13 222L15 221V224H14V228H13V226H12V228L10 227H6L5 228V225H4V228L5 229H9L8 231H9V233L10 234H14L13 236L15 237V236H17L16 238H12V239H15V240H19L18 242H19V244L23 241V242H30L29 243V245L27 246V247H29V249H30V244H32L33 245V247L35 248V249H33V247H32V252H30L31 251V249L29 250V252L30 253H28V249L26 248V247H24V246H22V243H21V246H19V245H17L18 246V248H20V247H23L22 248V252H17L18 254H20V255H18V254H13V252H10V251H7V249L5 250V249H3L2 250V252H4L5 254H7L8 255V253L7 252H9V254H10V256H12V257H14V258H17V259H19V260H22V262H24L25 264H27V262H29V263H31V261H28L29 260V258L31 259V255H33L34 254V256H37L38 257V255H39V259L38 258H35L34 256V258L32 257V259L34 260V262L33 263H35V261L37 260L38 262V264L40 263H42L44 260V262H45V264H48L46 261H48L49 263L51 262V264L53 263H56V264H58L59 262H60V260L62 261V262H60V264H92V262L95 264V263H97V264H101L102 262H103V264H105L106 262H110L109 264H111V261H113L112 262V264H122V263H120V262H118L119 260H121L122 259V257H119V258H117V259H119L118 261H117V259H114L113 260V257L111 258V256H109L110 257V259H112V260H107L108 259V252L110 251V253H111V250H109V247L107 248V250H109V251H106V254H107V256H106V254L104 255V256H106L105 258H103L104 256H103V254H101L102 255V257H100L101 255L100 254H97V253H95V254H97V256L98 257H100V258H103V259H100V258H98V257H94V260H96V261H94L93 259H91V260H89L90 258H89V256L91 255L90 253H87L88 255H86L85 256V254L86 253H83V252H85L86 250L84 249V248H82V244L80 243V241L78 240L77 241V239L78 238H75V237H73L72 235L70 236V237H73L75 240H73V238H67V236H66V238H65V236H64V233L65 232H67L66 230H67V228H65V231H64V227H66V225L67 224H65V221H66V223H68V221H70L69 219H71V217L72 216H74L76 219H82V221H80V222H84L85 221V219H83V217H85L86 215H84V213L82 214V211L83 210H87L88 208H85V207H81L82 205L81 204H83L82 202L80 203V204H75V203H78L79 202V199L81 200V199H83V200H85V198L87 197V195H90V196H92V194H95V192L96 193H99V197L101 198V204L99 203L96 207L93 205L92 207H93V209L92 210H98L97 211V216L99 217V216H101L102 217V215H104V217H108V218H110L111 219V222L109 221V224L112 226V224H113V226H114V228H116L117 227V225L119 226L118 228H116L117 230H119V228H120V230L122 229V232L124 231L125 233L126 232H129V234L131 233L132 234V236L131 235H128V233H126L125 234V237L123 236L122 238H120L119 237V239H124V240H126L127 241V243L128 242H132V244L131 243H129L130 244V248H133L134 246H136L137 244H139L140 242H147V241H149L150 240V238H149V240H145L146 238L148 239V237H150V232H152L151 231V228L149 229L148 227V230L150 231V232H144V233H142L141 231L139 232V231H132V229L131 228H136V226L138 227V225H139V223H140V225L139 226H143V227H145L146 228V226L147 225H149V226H152L151 224L152 223H149V222H153V220H156V219H159L158 217H152V215H154V213H158L159 211H162V209H164L165 210V208H163V207H154V206H156L157 204L155 203V205L152 207V205H151V202H152V200L151 201H149V200H146V202L144 201L145 200V198L146 199H148V198H150L151 196H152V194H151V192H155V193H153V194H160L161 193V191H162V189H161V187L163 188V191H164V188H165V186H169L170 184H168V182L169 181H171L172 179H174V178H176V181L178 182V183H183V180L181 179H178L179 178V176H183V174L186 172V171H183L184 169H182V168H177L178 170H179V172H181L180 174H179V172H176V168H173V170L171 169V168H169V170H168V168H165L164 170H162V168L159 170V168H158V171H157V168L155 169V171H152L153 169L152 168H146L145 166H147V165H145V164H147V163H141L140 162V158L141 157H143L142 155H141V153H139V152H142L143 154H144V150L143 149H145V147L143 148V149H141V148H139L138 146L139 145H136L135 143H136V137L134 136L133 138H132ZM137 149H140V151L139 150H137ZM264 151V150H263ZM124 153H127V155L128 156H126V154H124ZM134 154H136V155H141V156H139V157H137V159L135 158L136 157V155H134ZM119 155H121V157L119 156ZM134 155V156H133ZM193 155V154H192ZM126 156V157H125ZM129 156H130V158H129ZM194 156V155H193ZM123 157L124 158H127V161H129L130 162V164H126V160L125 159H123ZM134 157V158H133ZM122 158V159H121ZM129 158V159H128ZM132 158V159H131ZM133 159H135L134 160V162H131V161H133ZM120 160H121V162H120ZM123 160V161H122ZM141 160H142V158H141ZM255 160V159H254ZM117 161V162H118ZM256 161H259L260 162V160H256ZM135 162L136 163H138V164H135ZM120 163H121V165L123 166H121L120 165ZM135 164V166L134 167H136V168H134L133 167V165L132 164ZM139 163H141L140 165L141 166H143L144 165V167H145V169H149V170H151V171H149V170H146V173H145V170L144 169H142V168H144V167H141L140 165H139ZM128 165H131L133 168H131V167H129L128 168ZM122 168H121V167ZM141 167V168H140ZM23 170L24 169H26V168H22ZM30 169H32L33 170V168H27L26 170H27V173H28V171H29V173L32 171V170H30ZM48 169V168H47ZM72 169V170H71ZM36 170H37V168H36ZM60 170V171H59ZM69 170H71V172L69 171ZM142 170V171H141ZM143 170H144V172H143ZM162 170V171H161ZM166 170V171H165ZM175 170V171H174ZM177 170V171H178ZM41 171V172H40ZM47 171V172H46ZM68 171H69V173H71V174H69L68 173ZM84 171V172H83ZM87 171H88V174L89 175H87V174H85L86 176H84V173H87ZM149 171V172H148ZM170 171V176H171V173H172V175H175V176H173V177H171V179L168 181V178L170 177L169 175H167V174H165V173H168V172ZM33 172V171H32ZM42 172H44L43 174H42ZM48 172H51L52 174H48ZM61 172V173H60ZM77 172H79V173H81L82 172V175L81 174H78V175H76V173ZM152 172V173H151ZM155 172V173H154ZM163 172V173H162ZM177 174H179V175H177L176 176V173ZM21 173H25V172H21ZM58 175H57V174ZM62 173H63V175H62ZM92 173H93V175H94V173H96V176H97V179H96V176H95V180H96V184L95 183H93V179L91 180V175H92ZM19 174V173H18ZM56 174V175H55ZM153 174H154V177L152 178V176H153ZM156 174V175H155ZM182 174V175H181ZM47 175H48V177H47ZM51 177H50V176ZM65 175H66V177H65ZM70 175H71V177H70ZM146 175V176H145ZM150 175V177H149V181H147L148 179V176ZM161 175V176H160ZM165 175V176H164ZM44 176V177H45ZM53 176V177H52ZM82 178L81 180H80V178ZM90 177V179H89V177ZM99 176V177H98ZM136 176H137V178H136ZM144 176H145V178H144ZM58 177H60L59 178V180H62V182L61 181H59V180H55L56 178L58 179ZM162 177H165V178H162ZM35 178V179H36ZM51 178H53V179H51ZM71 178V179H70ZM79 178V179H78ZM88 179V181L90 182V184H92V185H90V187H89V189L87 188V180L85 181L84 179ZM92 178H94L93 176H92ZM127 180H126V179ZM136 178V179H135ZM142 178V181H143V183H145L144 185H146V186H148L149 187V185H150V189H148V187H146V186H143V188L145 187V188H147V189H143V190H145V191H143L142 192V189H140L139 187H141V182L142 181H140V179ZM155 178V179H154ZM162 178V179H161ZM2 179V178H1ZM0 179V182H2V183H6L7 182V180H9L10 181V179H8V178H3V179H5V180H1ZM7 179V180H6ZM36 179V180H37ZM43 179V180H42ZM45 179H47V181L45 180ZM48 179H49V183L47 184V182H48ZM50 179H51V181H50ZM77 179V180H76ZM137 179H139V181H138V183H137ZM146 179V180H145ZM151 179H152V181H151ZM178 179V180H177ZM46 182H45V181ZM55 180V181H54ZM72 180V181H71ZM81 181V182H83V184H82V186H79L78 188H77V191H74V190H71L70 189V187H69V185H67L66 183H69V181L70 182H72V189H73V186L74 185H76V181ZM91 180V181H90ZM101 182H100V181ZM134 180H136V181H134ZM154 180V181H153ZM159 180V181H158ZM164 180V182L165 181H167L166 183H164V184H162V181ZM185 180V179H184ZM9 181H8V184H9ZM41 181H43V182H41ZM54 181V182H53ZM62 184L63 182H64V184H65V187H64V184L62 185L63 186V191H62V189L60 188V187H57L56 188V185H60V183ZM66 181H68V182H66ZM74 181H75V184H74ZM99 181V183H97ZM186 181V180H185ZM184 181V182H185ZM51 182V183H50ZM52 182H53V184H52ZM158 182V184H159V186H158V184H156ZM176 182V183H177ZM55 183V184H54ZM58 183V184H57ZM106 183V184H105ZM114 183V184H113ZM120 183H121V185H120ZM137 183V184H136ZM141 183V184H140ZM156 185H155V184ZM78 185H81L79 182L77 183ZM117 184H119L120 186H121V188L123 189V188H128L127 190L126 189H123V190H126V191H121V188H120V186L119 185H117ZM138 184H140V185H138ZM2 185V186H1ZM83 185H85L86 186V189L88 190H85V186H83ZM93 185L95 186L96 185V187L94 188L93 187ZM100 185H101V187L103 188V191L101 190V191H99V192H97L96 191V189L98 190L99 189V187H100ZM103 185V186H102ZM114 185V186H113ZM127 185H129L128 187H125V186H127ZM138 185V186H137ZM162 185V186H161ZM165 185V186H164ZM4 186H6V187H4ZM52 186L54 187V188H52ZM61 186V187H62ZM88 186H89V184H88ZM99 186V187H98ZM108 186V188H106L105 189V187H107ZM154 186V187H153ZM155 186H157V188H155ZM8 187V188H7ZM69 188V190H68V192L67 191H65L64 189H68ZM100 187V189H102ZM116 187V188H115ZM153 187V188H152ZM3 188H4V190H3ZM50 188V189H49ZM94 188V189H93ZM110 188V189H109ZM119 190H118V189ZM155 188V189H154ZM168 187H166V193L167 194H172V192L173 191H171L170 192V187L167 189ZM6 189H8V190H6ZM57 189V190H56ZM79 189V190H78ZM81 189L84 191V194H83V191L81 192ZM92 189V190H91ZM99 189V190H100ZM111 189H113L115 192H119V194L118 193H114V191L112 190V192H110L111 191ZM116 189V190H115ZM133 189V190H132ZM140 189V190H139ZM47 190V191H46ZM50 190H52V191H50ZM57 191V193H59V192H62V193H59L58 195H60V196H58V195H56L57 193H56V191ZM61 190V191H60ZM73 192L74 191V194L73 193H71V191ZM104 190L106 191V192H104ZM108 190H110V191H108ZM135 190H137L140 194H138V192L136 193V191ZM151 190V191H150ZM157 190V191H156ZM160 190V192H158ZM53 191H54V193H53ZM59 191V192H58ZM65 191V192H64ZM80 191V192H79ZM89 191H91V192H89ZM95 191V192H94ZM134 191H135V193H134ZM45 192H48L47 194V196L46 195H44V193ZM52 192V193H51ZM70 192V193H69ZM77 192H79V195H83V196H79V195H77L76 196V193ZM87 192V195H85V193ZM90 194H89V193ZM93 192V193H92ZM106 195V193H107V195L105 196L104 195V197H103V193ZM121 192V193H120ZM122 192H124L125 194L127 193V195H125L124 193H122ZM147 192H149V193H147ZM157 192V193H156ZM49 193H50V195H49ZM68 193V194H67ZM82 193V194H81ZM111 193V194H110ZM135 195H134V194ZM141 193H143V194H141ZM144 193H145V196H144ZM146 193H147V195H146ZM56 196H55V195ZM63 194H65V195H63ZM69 194H70V197H69ZM72 194L74 195L73 197H72ZM100 194H102V195H100ZM109 194V195H108ZM118 194V195H117ZM123 194V195H122ZM131 194H133L134 195V197L136 196L137 197V201L139 202V204H138V202L136 201V197H135V199H134V197L132 198V199H130L132 196H131ZM67 195H68V197H69V203H67L66 201H65V199L67 198ZM113 195H115V196H117V197H113ZM120 195V196H119ZM138 195H140L142 198H143V196H144V200L141 198H139L138 197ZM173 195H176V196H178V195H180V192H175V194H173ZM26 196V197H27ZM43 196H44V198H43ZM62 196H64V197H62ZM89 196V197H90ZM110 196H112V197H110ZM129 196H130V198H129ZM46 197H48V198H46ZM52 197V198H51ZM62 197V199L63 198H65L64 200H60V198ZM77 197V198H76ZM81 197V198H80ZM88 197V198H89ZM108 197H110L109 199H108ZM121 197L122 198H126V199H128V200H130L129 202V206H127L128 205V200H127V202H123V201H126V199H124V200H122L121 199ZM165 197V196H164ZM3 198V199H4ZM41 198V199H40ZM50 198L52 199V200H50ZM54 198H58L57 200L56 199H54ZM76 199V201H75V199ZM116 199V201H115V199ZM4 199V200H5ZM43 199V200H42ZM44 199H46V200H44ZM72 199H74V200H72ZM104 199H105V201H104ZM106 199H107V201H106ZM111 199H113L114 200V202L113 201H110ZM122 200L121 202H122V204L120 203V200ZM138 199H140V200H138ZM39 200H41V202H39V206H38V201ZM55 200V201H54ZM59 200V201H58ZM67 200V199H66ZM70 200H71V202H70ZM108 200H109V202H108ZM131 200H133V201H131ZM134 200L136 201V202H134ZM43 201V202H42ZM47 201V202H46ZM48 201H49V203H48ZM65 203H64V202ZM104 203H103V202ZM117 201H118V203H117ZM145 202V205L147 204V207L144 205V202ZM58 202V203H57ZM60 202H63V204L61 205V203ZM72 202L74 203V205H71L72 204ZM105 202H106V204H105ZM112 204H111V203ZM116 202V203H115ZM132 202V203H131ZM140 202H142V203H140ZM41 203H44V206H42L41 205ZM46 203V204H45ZM51 203V204H50ZM60 203V204H59ZM67 203V204H66ZM110 203V204H109ZM123 203H127V204H123ZM135 204V206H134V204ZM138 205H137V204ZM148 203H150V205L151 206H149L148 205ZM38 206H36V205ZM65 204V205H64ZM103 204V205H102ZM116 204V205H115ZM122 205V207H121V205ZM133 204V205H132ZM142 204V205H141ZM158 204H161V203H158ZM21 205V204H20ZM20 205H18L19 207H20ZM32 205H34V207H32ZM46 205H48L47 207H46ZM52 205L54 206V207H52ZM69 205V206H68ZM79 206V209H78V207L77 206ZM110 207H109V206ZM112 205L114 206H116L115 208L114 207H112ZM124 205V206H123ZM136 205L138 206V209L139 210H141L142 211V213H141V211H137L136 212V210H135V208H136ZM140 205V206H139ZM61 206L63 207H66L64 210H62V208H61ZM74 206V207H73ZM102 206V207H101ZM107 206H108V208L110 209V212H109V210L107 211ZM117 206H120L119 207V209H117ZM132 206V207H131ZM142 206H144V207H142ZM25 206H21V208H24ZM37 207V208H36ZM40 207H42V208H44V209H42V208H40ZM101 208V210H100V208ZM142 209H141V208ZM151 207H152V211H151V214L149 213L150 212V210H151ZM34 208V209H33ZM56 208H60L59 210H62V211H60V213L58 214V212H59V210H56ZM72 208V209H71ZM76 208V209H75ZM82 210H81V209ZM112 208H114V209H112ZM120 208H122V210L120 209ZM125 210H124V209ZM126 208H128L129 209V212H128V209H127V213L128 214H131L130 216H132V218H130V216H128V214L127 213H124V212H126ZM133 208V210H131ZM145 208H148V212H146V211H143ZM158 209V208H161V209H158L159 211H157V209L154 211V209ZM68 209H69V211H68ZM106 209V210H105ZM137 209V208H136ZM137 209V210H138ZM20 210V209H19ZM35 210H37V211H35ZM42 210V211H41ZM44 210V211H43ZM79 210H81V213L80 212H78ZM124 210V211H123ZM7 211H10V215H11V217H9L10 215H7L8 214V212ZM73 211V213L75 214L76 213V215H74L73 213H71ZM75 211H77V212H75ZM166 211V210H165ZM20 212H22V214H24V216L27 218V220L28 219H30L32 222L30 223V220H28L29 222L27 223V222H24L26 219L25 218H23V219H25L24 221H22V218H20V216H19V213ZM107 212H109V213H107ZM112 212V213H111ZM119 212V213H118ZM121 212V213H120ZM133 212V213H132ZM134 212L136 213V215L134 214ZM145 212V213H144ZM37 213V215H35ZM55 213H56V215H55ZM70 213H71V216L69 217V215H70ZM139 213V215H141V216H137V214ZM2 214V216H4V213H1ZM21 214V215H22ZM29 214V215H30ZM47 214V216H45ZM52 214H54V215H52ZM80 214V215H79ZM107 214H108V216H107ZM145 214V215H144ZM146 214H148V215H146ZM151 216H150V215ZM34 215V216H33ZM79 215V216H78ZM122 215V216H121ZM134 215V216H133ZM12 216H14V218L12 217ZM77 216V217H76ZM81 216V217H80ZM142 216H143V218H142ZM144 216H145V218H146V216H147V224H146V220H143V222H144V224H143V222H142V219H145L144 218ZM148 216H150V217H148ZM163 216V215H162ZM23 217V216H22ZM69 217V218H68ZM139 218V220H140V218H142L141 219V221H137L136 220V218ZM151 217H152V219H151ZM60 218H63L62 220H58V219H60ZM64 218H65V220H64ZM68 219V221H67V219ZM74 218V219H75ZM150 218V219H149ZM3 219V220H4ZM32 219H34V220H32ZM39 219V220H38ZM57 219V220H56ZM3 220L1 219L0 221H2L3 222ZM6 220H4V221H6ZM64 220V221H63ZM127 220V221H126ZM135 220V221H134ZM35 221H38L37 223L35 222ZM71 221H73V217H72V219H71ZM112 221H114L113 223H112ZM122 221V224L123 225H121V224H119L118 222H121ZM126 221V222H125ZM128 221H129V223H128ZM24 223V225H23V223ZM59 222H64V223H59ZM132 222V223H131ZM136 222V223H135ZM166 222V221H165ZM169 222H171V220H168V222L167 223H169ZM33 224L32 226V228H29V225L30 224ZM56 223H59L60 225H56V227L58 226V228H56V227H53V226H55V224ZM124 223H125V225H124ZM128 223V224H127ZM166 223V224H167ZM2 223H0V225H1ZM26 224H28L27 226H26ZM62 224V225H61ZM63 224H65L64 225V227H63ZM85 224H86V226H87V223H83V225L84 226H82L81 228L83 229L84 227H85ZM116 226H115V225ZM126 224H127V226H126ZM130 224H133V226L131 225L130 226ZM165 224V225H166ZM3 225V224H2ZM112 226V227H113ZM121 226V227H120ZM127 228H126V227ZM131 228H130V227ZM2 229H4L2 226H0ZM111 227V228H112ZM122 227H125V228H122ZM163 227H165V226H163ZM57 230H63V234L62 233H60L58 230V232L57 231H55V229ZM128 228H130V229H128ZM53 229H54V231H53ZM126 231H125V230ZM11 230V231H10ZM128 230V231H127ZM130 230V231H129ZM147 230V229H146ZM57 232V233H56ZM121 232V231H120ZM133 232V233H132ZM137 232V233H136ZM58 233H60V234H58ZM135 233H136V236H138L139 237V239H138V237L137 238H135L136 236H135ZM146 234H147V236H146ZM149 234V235H148ZM65 235H68V232L67 233H65ZM70 235V234H69ZM135 237H134V236ZM142 235V236H141ZM262 236H259L258 238H262V239H258L257 237L256 238H252V237H250V238H248V239H253L252 241H255L254 239H256V241H255V243H257V245H248V244H241V246L243 245V247L241 248V247H233V246H231V243L230 244H228V243H223V239L221 240V238H219V239H217L216 238V241H214L215 239L214 238H208V239H206V241H208L209 242V239H210V241H211V239H212V241H211V243H212V245H214L215 243H217V245L215 244L214 246L216 247H211V249L213 250L211 253H212V255L211 256H209L208 258H210V259H212L213 260V262L216 264L217 263V261L219 262L218 264H220V262H221V264H222V262H223V264H225V263H227V264H239V263H241V264H264V240H263V235L264 234H261ZM128 236V237H127ZM141 236V237H140ZM143 236H145V237H143ZM12 237V236H11ZM127 237V238H126ZM132 237H134V238H132ZM143 237V238H142ZM61 240H60V239ZM63 238L64 239H66L65 241L63 240ZM145 238V239H144ZM244 239V241L246 242L247 240V237H246V239H245V237H241V239ZM128 239V240H127ZM132 239V240H131ZM133 239H137V241H140V242H138L137 243V241H133ZM142 241H141V240ZM214 239V240H213ZM15 240H12V242H8V243H6L5 245L7 246L6 248H8L9 249V246H10V244H11V246H10V248L11 249H14L15 247H16V244L15 245H13L14 243H16V241ZM60 240V241H59ZM68 240V241H67ZM130 240V241H129ZM221 240V241H220ZM258 240V241H257ZM73 241V242H72ZM78 242V243H80V244H77V243H75V242ZM123 241V240H122ZM126 241H124V242H126ZM243 241V242H244ZM259 241H261V242H259ZM64 242V243H63ZM70 242V243H69ZM219 242V243H218ZM220 242H221V244L223 243V246L221 245L220 246ZM10 243V244H9ZM28 243H26V244H28ZM63 243V244H62ZM66 243V244H65ZM68 243V244H67ZM72 243V244H71ZM74 243V244H73ZM165 243V242H164ZM18 244V243H17ZM26 244H24V245H26ZM63 245V246H60V245ZM77 244V245H76ZM128 244V245H129ZM70 245V246H69ZM71 245H74L73 247L71 246ZM80 245V246H79ZM116 245H118V244H116ZM211 245V246H212ZM219 245V246H218ZM228 245H229V247H228ZM4 246V243H3V245L1 244V248ZM65 246H66V248H65ZM67 246H69L70 247V249H72V251L71 250H69V249H67ZM75 246H76V249H77V252H78V254H77V257H76V253L77 252H75L76 251V249H74L75 248ZM133 246V247H132ZM244 246H246V249H245V247ZM251 246H253L254 247V249L251 247ZM5 247V246H4ZM78 247H80V250L78 249ZM136 247H138V248H140V245H137ZM221 247H223V248H220ZM225 247H226V249H225ZM228 247V248H227ZM248 247V248H247ZM25 248V250H27V253L28 254H31V255H29V256H27L28 254L26 253V251L25 250H23ZM129 248V250H135L134 248L133 249H130ZM138 248H136V251L135 252H137V250H139ZM218 248V249H217ZM234 248V249H233ZM250 248H251V250H253V251H250ZM21 249V248H20ZM19 249V250H20ZM85 251H84V250ZM112 249V248H111ZM210 249V250H211ZM220 249V250H219ZM225 249L226 251L225 252H223L222 253V251ZM229 249V250H228ZM240 249H242V250H240ZM247 249H249V250H247ZM15 250V249H14ZM16 250H18V249H16ZM37 250V251H36ZM50 250V251H49ZM81 250H82V253H81ZM217 250V251H216ZM218 250L220 251V252H218ZM7 251V252H6ZM21 251V250H20ZM25 251V252H24ZM36 251V252H35ZM79 251H80V253H79ZM214 251H216V252H214ZM15 252V251H14ZM49 252L50 253H52V255L51 254H49ZM101 252V251H100ZM228 252V253H227ZM12 253V254H11ZM22 253H26V255L25 254H22ZM38 253V254H37ZM73 253V254H72ZM102 253H105V252H102ZM131 253H133V252H131ZM130 253V254H131ZM215 253H218V255L217 254H215ZM36 254V255H35ZM56 255L55 257H54V255ZM75 254V255H74ZM90 254V255H89ZM95 254H94V256H95ZM214 254H215V256H214ZM220 254V255H219ZM230 254H233V255H230ZM18 255V256H17ZM100 255V256H99ZM135 255V254H134ZM233 256V257H231L230 259H229V257L230 256ZM21 256V257H20ZM26 256L28 257V258H26ZM40 256H41V258H40ZM74 256H75V258H74ZM132 256V255H131ZM140 256V257H139ZM145 255H144V253H142V254H138V256L136 257V256H132L133 258H135V260L133 261L134 263H136L137 262V259H139V262H137L136 264H149L148 262H150V260L148 261V257L146 258V260H145V257H144ZM216 256L217 257H219V259L217 258V260H216ZM220 256H222V261H220L221 260V257ZM237 256V257H236ZM23 257V258H22ZM144 258V260H143V258ZM227 257V262H226V259H224V258H226ZM236 257V258H235ZM44 258H46V259H44ZM57 258L59 259V261L57 262H55V261H53V260H57ZM91 258H93L92 257V255H91ZM142 258V259H141ZM233 258H235V259H233ZM246 258V259H245ZM36 259V260H35ZM44 259V260H43ZM48 259V260H47ZM51 259V260H50ZM53 259V260H52ZM81 259V260H80ZM105 259H106V261H105ZM210 259H207V260H209L210 261ZM32 260V261H33ZM42 261V262H40V261ZM63 260H64V262H66V263H64L63 262ZM99 260V261H98ZM118 262H116V261ZM143 260V261H142ZM211 260V261H212ZM229 260H231V262H228ZM90 261H92L91 263H90ZM98 261V262H97ZM141 261V262H140ZM148 261V262H147ZM225 261V262H224ZM235 261V262H234ZM146 262V263H145ZM238 262V263H237ZM251 262V263H250ZM28 263V264H29ZM129 264L130 263H132V259L128 262ZM108 264V263H107Z\"/></svg>","mask_w":264,"mask_h":264}]
</instances>
